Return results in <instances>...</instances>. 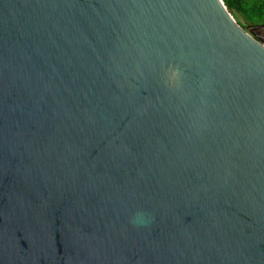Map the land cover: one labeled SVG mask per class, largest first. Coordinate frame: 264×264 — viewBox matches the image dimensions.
Here are the masks:
<instances>
[{"label":"water","instance_id":"obj_1","mask_svg":"<svg viewBox=\"0 0 264 264\" xmlns=\"http://www.w3.org/2000/svg\"><path fill=\"white\" fill-rule=\"evenodd\" d=\"M0 264H264V37L223 0H0Z\"/></svg>","mask_w":264,"mask_h":264},{"label":"crops","instance_id":"obj_2","mask_svg":"<svg viewBox=\"0 0 264 264\" xmlns=\"http://www.w3.org/2000/svg\"><path fill=\"white\" fill-rule=\"evenodd\" d=\"M226 5L243 29H257L264 37V0H226Z\"/></svg>","mask_w":264,"mask_h":264},{"label":"trees","instance_id":"obj_3","mask_svg":"<svg viewBox=\"0 0 264 264\" xmlns=\"http://www.w3.org/2000/svg\"><path fill=\"white\" fill-rule=\"evenodd\" d=\"M223 2H224V4L226 5V0H223ZM226 7H227V5H226ZM227 10H228V8H227ZM240 25V24H239ZM241 26V25H240Z\"/></svg>","mask_w":264,"mask_h":264}]
</instances>
